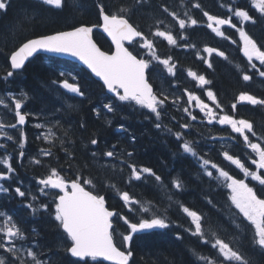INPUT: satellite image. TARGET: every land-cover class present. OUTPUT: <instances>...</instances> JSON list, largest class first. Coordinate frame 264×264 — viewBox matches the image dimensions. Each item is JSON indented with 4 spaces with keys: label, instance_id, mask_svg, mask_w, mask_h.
Returning <instances> with one entry per match:
<instances>
[{
    "label": "snow or ice",
    "instance_id": "6c2138e0",
    "mask_svg": "<svg viewBox=\"0 0 264 264\" xmlns=\"http://www.w3.org/2000/svg\"><path fill=\"white\" fill-rule=\"evenodd\" d=\"M72 2L74 6L80 8V0H72ZM10 3L11 0H0V12L6 13ZM134 5L137 10L158 12L159 16L153 15V23L147 29H141L139 25L130 22V14L133 11L131 6L122 5L113 11L106 9L103 3H98L96 5L97 24H81L70 31H59L27 39L17 49L2 53L9 61L11 70H7L0 79L7 82L13 77L14 72L19 74L25 69L26 62L38 53L76 58L103 82L107 93L111 94L103 104V108L108 113H115L120 105L130 107L133 111H140L145 119L152 121L156 129L162 130L165 135L175 137L179 154L191 157L196 162L201 177H206L210 185L227 191L229 202L227 208L216 205L210 193H205L207 204L215 209L232 229L233 238L237 240V243H240L238 238L245 235L247 225H250L252 236L249 243L264 254V198L258 195L249 183V181H256L264 186V134H258L249 120L233 114L237 109V103L264 107V98L241 92L236 98L237 102L232 103L230 109L226 111L217 93L210 87L212 80L205 74L188 69L187 77L191 78L195 84L191 90L187 87L180 89L176 86L180 83L177 78V63L171 55L158 54V41H166L167 45L173 48L196 49V45L187 41L185 32L199 25L225 40L230 39L226 35V29H234L239 34L243 55L247 59L245 68L236 66L242 80L252 81L254 75L264 78V44H258L245 27L248 24H256L258 19H264V0H243V2L226 0L220 4V7L225 9L223 16L210 14L202 8L200 3H193L191 7L200 9L205 20L193 18L187 6L184 5H179L184 9L182 13L174 10L167 2L154 5L153 0H134ZM38 6L63 9L66 6V0H38ZM33 18L30 10L23 11V21H30ZM167 18H170L172 23H167ZM19 27L20 25L17 24L16 28ZM96 28H101L103 33L111 38L115 45V51L112 54L102 51L94 42L92 35ZM232 43L235 44L236 41L233 40ZM214 54L224 60L229 59L224 51L216 47L205 46L194 51L196 58L208 69H213ZM154 73L163 79L175 78L168 80L172 91H166L163 88L154 90L151 83ZM58 77L63 79L52 80L53 85H58L67 93L85 97L86 93L82 91L76 75L72 72L60 70ZM196 89L200 90L199 94ZM202 97H206L208 102ZM30 99L31 97L24 90L18 93H0V107L7 109L15 121L6 124L0 119V139L16 144L18 159L21 162L25 157L24 149L28 142L24 126L29 123V117L39 120L36 113L26 108ZM67 108L74 110L73 105H68ZM173 108L182 114L180 120H176L175 116H169V111ZM59 111V109L56 110V112ZM94 111L97 116L100 115L99 109ZM165 118L169 122L176 121L177 130L174 131L173 127L165 124ZM62 119L60 117L55 122L46 119L44 123L37 122L33 125L39 129L46 128V131L37 135L36 138L50 145L48 148H41L39 156L53 157V147H56V142L59 141V147L65 153L66 160L73 159L68 147H64L66 143H74L67 139V130L65 129L63 133L64 139L57 136L54 131L61 127ZM65 123L68 122L65 121ZM48 124L51 126H47ZM216 126H219L218 131L230 130V133L235 135L225 138L215 135L204 136L192 131L198 127H205L211 133ZM79 127L83 128L84 124L80 122ZM5 128L16 129L19 132V138L2 131ZM116 131L127 132V128L120 125ZM190 136L194 138L188 139ZM201 140L217 143L233 140L242 142L249 150L244 154L246 158L230 154L227 150L222 151V156L243 175L237 178L235 174H230L229 170L205 158L207 152L201 154L203 150ZM135 141V137L130 138V144L134 145ZM89 143L98 145L101 141L93 136ZM221 147L223 148V144ZM0 149L5 150L0 156V166H2L0 194L11 195L14 192L22 201L27 199L28 202L23 204V207L30 210L33 217L43 213L51 215L63 233L64 244L58 245V248L65 255L75 258L72 264H103L104 261L110 264H135L133 257L136 246L144 235L154 230L181 227L166 214L167 209L161 211L159 206L151 201L137 199L130 195L129 191H121L115 184L108 182V187L116 191L123 202L121 207L126 209L127 214L123 211L110 210L106 206L105 196L95 191L97 183H105L107 177L101 179L86 176L82 171H76L70 176L67 170L50 167L47 175L35 181L39 196L32 194L30 188L22 190L20 186L10 192L11 186H5L4 182L14 178L16 169L12 164L11 153L6 151V144L0 143ZM89 151L90 159L94 162L98 160V157L108 158L101 166L109 171L119 170L123 173L126 168L128 170L126 179L129 185L135 182L147 183L151 179L164 190L168 207L175 204L188 218L189 224L184 231L198 238L200 244L208 245L215 250L213 255H205L197 249H189L194 264H252L251 258L238 247L219 237V226L213 227L206 214L173 199L174 196L186 190V184L178 176L170 179L169 184L165 185L161 175L152 168L138 166L133 162L135 148L128 151L117 149L116 144H112L110 148L89 149ZM114 161L118 163H113ZM30 162L41 164L39 158H33ZM69 168H72L71 163ZM19 183L22 185L23 182ZM42 196L52 197L54 208L52 213H49L47 203L39 202V197ZM233 208L235 212L231 211ZM245 221L247 225L244 224ZM117 225L122 226L124 230L118 231ZM29 235L36 236L39 233L35 228L27 233L12 213L0 209V264H53L52 257L44 258L46 253L39 250L40 246L34 240L29 242ZM175 238L183 239L179 233Z\"/></svg>",
    "mask_w": 264,
    "mask_h": 264
},
{
    "label": "trees",
    "instance_id": "16d2710c",
    "mask_svg": "<svg viewBox=\"0 0 264 264\" xmlns=\"http://www.w3.org/2000/svg\"><path fill=\"white\" fill-rule=\"evenodd\" d=\"M165 2L180 13L184 9L179 5L187 6L190 15L197 20L206 19L202 17L200 9L191 7L193 3L197 2L210 14L220 16L225 14V9L221 8L220 4L226 2V0H153L154 5ZM238 2H243V0H238ZM98 3H103L106 9L113 11L122 5L131 6L133 11L130 14V22L139 25L141 29H147L153 23V15L159 16L158 12L137 10L134 0H80L79 9L73 5L72 0H66V6L63 9H49L46 6H38V0H11L7 12H0V77H3L7 70H11L9 61L2 53L17 49L27 39L70 30L81 24H97L98 9L96 5ZM24 10H30L34 18L30 21H23L22 14ZM99 22L101 23V21ZM166 22L172 23L170 18H167ZM17 24L20 25L19 28H16ZM245 27L258 44H264V19H258L256 24H248ZM185 35L188 42L196 45V49L173 48L167 45L166 41H158V54H162V56L171 55L177 63V78L180 81L176 85L177 87L180 89L184 87L190 90L193 89L195 82L187 77V70L191 69L205 74L208 79L212 80L210 87L217 93L218 99L226 111L230 109L232 103L237 102L236 98L241 92L264 98V78L254 75L252 81L245 82L237 71V65L245 68L247 59L243 55L242 41H240L239 34L234 29H226V35L230 37L229 40L216 36L202 25L187 29ZM94 36L103 50L110 53L113 51L109 41L101 33L96 31ZM233 40L236 41L235 44L232 43ZM205 46L216 47L224 51L229 59L224 60L214 54L212 57L213 69H208L194 55L195 50L202 49ZM60 70L72 72L76 75L82 91L86 93L85 97L82 98L67 93L66 90L51 83L52 80L63 79L58 77ZM172 79L175 78L163 79L154 73L151 83L155 90L163 88L166 91H172L168 84V80ZM20 90L26 91L31 97L26 108L28 111L36 113L40 118V122L46 119L55 122L58 118H63L61 127L54 129V131L57 136L64 139L63 133L65 129L67 130V139L74 141V143H66L64 147H68L73 159L71 161L66 160L65 153L59 147V141L56 142V147H53V157L39 156L40 149L48 148L50 145L36 138V131L31 128L35 120L29 117V123L24 126L28 142L24 149L25 157L22 162L18 159L16 144L0 139V143L6 144V151L11 153L12 164L16 169L14 178L4 182L5 186H11L10 192L15 187L20 186L22 190L30 188L32 194L39 196L35 181L37 178L47 175L50 167L67 170L70 176L76 171H82L86 176L90 175L101 179L107 177L105 183H97L95 191L105 196L109 209L117 212L123 211L127 214L126 209L121 207L123 202L119 199L117 192L108 187V182L115 184L121 191H129V194L137 199L146 202L151 201L153 204L158 205L161 211L167 209L166 214L171 220L181 225L179 228L154 230V232L144 235L136 246L133 257L135 264H194L189 249H197L205 255H213L215 253L214 249H211L208 245L200 244L198 238L192 237L184 231V228L189 224L188 218L175 204L168 207L164 190L151 179L147 183L135 182L129 185L126 179L128 174L126 168L123 173L119 170L113 172L101 166L108 158L99 157L96 162L90 159L91 152L89 149L100 148L103 150L106 147L110 148L112 144H116L117 149L128 151L135 148L133 162L138 166L152 168L157 174L161 175L165 185H168L170 179L177 176L186 184V190L178 196H174V200H179L185 206L206 214L213 227L219 226L218 235L220 238L238 247L246 256L251 258L252 264H264V254L249 243L252 236L251 226L247 225L246 221L244 222L247 225L245 235L240 236L238 238L240 243H237V240L233 238L232 229L205 200V193H210L216 205L227 208L229 204L227 191L210 185L206 177H201L196 162L191 157L179 154L175 137L165 135L162 130L156 129L152 121L145 119L140 111H133L130 107L120 105L115 113H108L103 108V104L110 96L106 93L104 86L85 69L67 60L37 56L19 74L14 72L13 77L9 78L7 82L0 79V93H18ZM196 91L197 94L200 93L199 89H196ZM202 98L206 100V97ZM206 102L208 101L206 100ZM68 105H73L74 110L68 109ZM57 109L60 111L56 112ZM94 109L100 110L99 116L96 115ZM143 111L146 112L147 110ZM45 114L47 115L45 116ZM233 114L239 118L249 120L258 134H264V107L237 103V109ZM181 115L174 108L169 111V116H175L176 120H180ZM0 119L6 124L15 122L12 114L2 107H0ZM65 121L68 123H65ZM80 122L84 124L83 128L79 127ZM164 123L173 127L174 131L177 130L175 128L176 121L169 122L165 118ZM120 125L127 128V132L118 133L116 129ZM47 126H51V124ZM218 128L219 126L213 128L211 133L205 127H198L192 131L204 136L215 135L225 138L229 135H235L231 134L230 130L228 132L218 131ZM3 130L17 139L19 138V132L16 129L5 128ZM93 136L101 143L90 145L89 141ZM131 137L136 138L134 145L130 144ZM193 138L192 136L188 137V139ZM200 143L203 150L198 149V151H201V154L207 152L205 158L229 170L230 174H235L237 178L243 175L238 169H234V166L225 161L222 156V151L227 150L230 154L241 155L242 158H246L244 154L249 150L244 147L242 142L233 140L217 143L216 141L201 140ZM221 144H223V148ZM4 152V149H0V156ZM33 158H39L41 164L31 163L30 161ZM69 163L72 164V168H69ZM113 163H118V161ZM252 167L254 168V166ZM0 169H2V166H0ZM20 181L23 182L22 185L19 183ZM249 183L257 191V194L264 198V186L255 181H249ZM154 190H156V193ZM27 202V199L22 201L14 192L11 195L0 194V209L12 213L27 233H30L32 228L37 230L39 235H29V242L34 240L40 246L39 250L46 253L44 258L51 256L53 264H72L74 258L65 255L58 248V245L64 244L62 229L57 227L56 222L48 213L37 214L33 217L30 210L23 207V204ZM39 202L49 205V213L54 211L51 196L39 197ZM231 211L235 212V209L233 208ZM117 228L118 231L124 230L119 225H117ZM177 233L183 239H176Z\"/></svg>",
    "mask_w": 264,
    "mask_h": 264
},
{
    "label": "water",
    "instance_id": "95a60500",
    "mask_svg": "<svg viewBox=\"0 0 264 264\" xmlns=\"http://www.w3.org/2000/svg\"><path fill=\"white\" fill-rule=\"evenodd\" d=\"M101 23H102V22H101ZM71 30H72V29H71ZM96 30H98L101 34H103V35L108 39V41L111 43V45H112V47H113V52H114V51H115V45L112 43L111 38L108 37L106 33H103V31H102L101 28H96V29H94V31H93V35H92V38H93L94 42L97 44V46L100 47V46L98 45V43L96 42L95 38H94V32H95ZM67 31H70V30H67ZM53 34H54V33H53ZM36 38H38V37H36ZM100 49H101V47H100ZM101 50L104 51L103 49H101ZM105 52H106V51H105ZM113 52H112V53H113ZM107 53H108V52H107ZM112 53H108V54H112ZM39 55H45V56H50V57L59 58V59H64V60H68V61L74 62V63L78 64L79 66H81L82 68H84L86 71H88L96 81H98L99 83H101V84L103 85V82H102L98 77H96L93 73H91V71H90L89 69H87V67H86L85 65H83V64H82L80 61H78L76 58H74V57H70V56H67V55H57V54H51V53H38L36 56L30 58L29 61L26 62V65H27V64H28L33 58H35V57H37V56H39ZM26 65H25V66H26ZM104 88H105V87H104ZM105 90H106V88H105ZM106 92H107V90H106ZM107 94H108V95H111L110 93H107ZM106 202H107V201H106ZM106 206L108 207V204H107V203H106ZM74 259H75V258H74ZM104 263L110 264V262H107V261H104Z\"/></svg>",
    "mask_w": 264,
    "mask_h": 264
},
{
    "label": "bare ground",
    "instance_id": "6f19581e",
    "mask_svg": "<svg viewBox=\"0 0 264 264\" xmlns=\"http://www.w3.org/2000/svg\"><path fill=\"white\" fill-rule=\"evenodd\" d=\"M40 119V118H39ZM37 122H40V120H35V122H33V124H32V126H31V128H34L35 129V131H36V136L37 135H39V134H41L42 132H44V131H46V128L45 129H39V128H36V127H34L33 125L35 124V123H37ZM45 122V120H43V122H40V123H44ZM4 131V130H3ZM5 132H7V131H5ZM56 135H57V133H56ZM38 140H40V141H42V142H44V143H46L45 141H43L42 139H38ZM99 158V157H98ZM250 186H252V185H250ZM155 191V193H156V190H154Z\"/></svg>",
    "mask_w": 264,
    "mask_h": 264
},
{
    "label": "rangeland",
    "instance_id": "374dc122",
    "mask_svg": "<svg viewBox=\"0 0 264 264\" xmlns=\"http://www.w3.org/2000/svg\"><path fill=\"white\" fill-rule=\"evenodd\" d=\"M256 182V181H255Z\"/></svg>",
    "mask_w": 264,
    "mask_h": 264
}]
</instances>
